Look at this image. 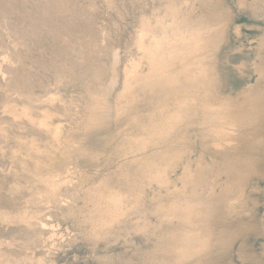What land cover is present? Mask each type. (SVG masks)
<instances>
[{
    "label": "rangeland",
    "instance_id": "1",
    "mask_svg": "<svg viewBox=\"0 0 264 264\" xmlns=\"http://www.w3.org/2000/svg\"><path fill=\"white\" fill-rule=\"evenodd\" d=\"M155 1L0 0V264H38L36 256L44 264H156L167 256L157 241L161 229L171 223L166 224L156 210L160 200L171 201L165 187L147 185L134 210L106 235L90 239L91 227L83 218L89 209L81 202V187L75 184L84 173L98 176L113 170L104 166L107 153L100 155L97 164L88 165L81 150L96 148L88 145L119 127L111 109L121 90L123 68L137 55L134 37L141 16L151 13ZM222 1L231 21L216 64L224 93L235 96L257 77L252 69L264 36V16L250 11L253 0H244L243 6L238 0ZM114 54L119 58L116 82L104 102L109 117L99 130L89 131L91 95L110 84ZM138 94L136 110L144 113L154 101L149 92ZM43 114L49 117L44 119L48 124H59L56 139L50 128L39 125ZM199 132L194 127L190 133L195 145L192 162L202 152L209 159L201 146L204 132ZM185 161L177 162L169 173L171 181L181 174ZM41 176L75 186L60 185L53 199L46 194ZM246 191L257 200L253 217L264 224V179L251 177ZM71 197L76 198L74 218L62 214ZM41 222L58 224L66 237H58L55 247ZM240 244L236 240L232 245L233 264H264V234L246 237L245 248L252 258L257 257L254 261L240 257Z\"/></svg>",
    "mask_w": 264,
    "mask_h": 264
},
{
    "label": "bare ground",
    "instance_id": "2",
    "mask_svg": "<svg viewBox=\"0 0 264 264\" xmlns=\"http://www.w3.org/2000/svg\"><path fill=\"white\" fill-rule=\"evenodd\" d=\"M154 3L151 13L141 16L134 37L137 55L123 68L121 90L111 109L119 127L112 135L96 138L88 145L96 148L81 150L88 165L97 164L100 155L107 153L104 166L113 167L98 176L84 173L75 183L83 191L81 202L89 209L83 217L91 227L88 237L98 239L109 233L139 205L144 188L155 183L165 187L171 197L167 204L161 200L156 204L166 224L171 223L160 228L157 242L167 256L156 264H233L230 255L236 240L241 241L240 257L254 261L257 257L252 258L245 248L246 237L249 233L264 234V224L253 217L257 200L246 189L251 177L264 179V36L252 69L257 75L255 82L235 96L226 95L216 64L231 21L225 1ZM238 3L243 6L245 2ZM250 11L264 16V0H253ZM118 59L114 54L108 87L91 95L89 131L99 130L109 117L104 102L116 82ZM139 92H149L154 101L146 115L136 110ZM46 116L39 119V125L50 128L56 139L60 126L48 124ZM194 127L204 132L201 146L209 159L201 149L202 153L190 160ZM108 146L112 148L105 152ZM182 159L186 164L171 181L169 173ZM40 179L53 199L60 185L75 186L71 181H53L50 176ZM75 201L71 197L62 214L74 218ZM40 226L55 247L58 237L65 236L56 223L41 222ZM36 262L42 264L44 260L36 256Z\"/></svg>",
    "mask_w": 264,
    "mask_h": 264
}]
</instances>
